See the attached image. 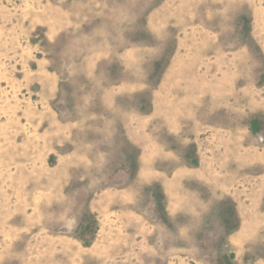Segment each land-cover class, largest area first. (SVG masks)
<instances>
[{"label":"rangeland","instance_id":"rangeland-1","mask_svg":"<svg viewBox=\"0 0 264 264\" xmlns=\"http://www.w3.org/2000/svg\"><path fill=\"white\" fill-rule=\"evenodd\" d=\"M0 264H264V0H0Z\"/></svg>","mask_w":264,"mask_h":264}]
</instances>
